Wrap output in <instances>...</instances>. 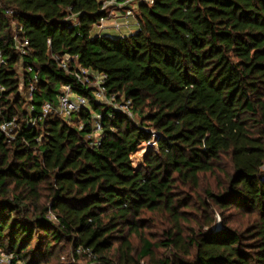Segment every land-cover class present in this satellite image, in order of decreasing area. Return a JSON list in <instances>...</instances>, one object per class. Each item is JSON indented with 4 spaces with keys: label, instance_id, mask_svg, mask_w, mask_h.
<instances>
[{
    "label": "trees",
    "instance_id": "obj_1",
    "mask_svg": "<svg viewBox=\"0 0 264 264\" xmlns=\"http://www.w3.org/2000/svg\"><path fill=\"white\" fill-rule=\"evenodd\" d=\"M103 6L0 0V120L20 124L11 141L0 130V249L26 264H46L61 242L74 260L88 255L82 248L98 264H264V0L139 3L137 29L114 37L92 31ZM15 33L29 39L28 55L16 52ZM65 54L71 68L105 73L107 93L130 100L135 117L95 99L59 66ZM63 85L88 107L32 125ZM205 174L219 191L201 197ZM191 207L204 218L186 231ZM230 209L244 227L228 225ZM157 212L171 226L152 241L144 216Z\"/></svg>",
    "mask_w": 264,
    "mask_h": 264
},
{
    "label": "built area",
    "instance_id": "obj_2",
    "mask_svg": "<svg viewBox=\"0 0 264 264\" xmlns=\"http://www.w3.org/2000/svg\"><path fill=\"white\" fill-rule=\"evenodd\" d=\"M135 2L138 3H146L151 5L154 0H104V6L105 13L101 16L98 23L95 24L96 33L97 35H103L106 34L110 37L114 36H125V34L122 32V29L124 27H130L131 22L129 19L120 20L119 17H123L121 15H116L115 11L118 12L120 9L125 8L129 4H133ZM108 6H114L115 8L112 10H108ZM112 20L111 23V29L115 32H109V21ZM21 31V29H20ZM14 41H15V50L19 53L20 57L28 55L29 52V39L25 36L18 35L15 33L14 35ZM56 60H58L59 66L62 67L64 70L69 72L72 69V73L78 83H81L84 87L92 88V93L99 102L103 104L111 105L114 109L123 111L124 113L128 114L131 118H134V114L131 112V101L122 99L119 101L115 95L108 94L107 93V87L105 85V79L107 75L99 74L91 70L90 68H85L76 62L74 63L73 67H70L71 60L74 59V57H71L68 54H65L63 56H55ZM6 59L3 55V53L0 51V66L5 65ZM29 71H32L33 68L31 66L27 67ZM29 100L33 97V92L36 89V85L33 82L29 83ZM5 90L4 86L0 83V92H3ZM89 99H87L84 95L79 94L75 92L70 85H63L61 87V90L59 94L57 95V102H45L42 105L41 113L31 118L30 122L32 125H35L39 119L47 118L49 115H59L62 116L65 119H71L72 115L82 108L88 107ZM35 107L30 105L29 110L34 111ZM100 116H98V119L95 124V132L100 133L101 125L99 123ZM20 124L18 123V120L16 117H10L7 119L0 120V130L3 134L7 137L9 141L13 140L16 136V131L19 129ZM155 135L153 137L155 138ZM148 146L154 147L158 149L157 141L152 140L147 143ZM78 252H87L89 256H91V253L89 250H84L82 248L78 249ZM0 264H26L21 259L17 258L15 253L10 252L7 253L3 249H0Z\"/></svg>",
    "mask_w": 264,
    "mask_h": 264
},
{
    "label": "rangeland",
    "instance_id": "obj_3",
    "mask_svg": "<svg viewBox=\"0 0 264 264\" xmlns=\"http://www.w3.org/2000/svg\"><path fill=\"white\" fill-rule=\"evenodd\" d=\"M138 4H139L138 2H135L133 4L127 5L125 8L120 9V14H122L123 20L127 18L131 22V25H132L131 30L128 31L127 29L125 31L127 33L129 32V34L133 33L137 29L136 22L138 20H137L136 15L138 14ZM114 8H115L114 6H108V10H112ZM22 72L23 70H20L21 76H22ZM21 97L24 101L29 102L28 101L29 100V90L27 87L25 88L23 85L21 87ZM26 102L23 104V106H26ZM66 120L68 122L70 121V119H66ZM78 123L79 125H81V122H78ZM95 134L98 135V133H95ZM223 178H224L223 175L219 174V181H222ZM217 181H218L217 178H215L214 176H211L210 174H205V176L202 177L201 186L197 190V194L200 195L201 197H205L203 190L207 186L213 188L214 191L218 192L219 189L217 187V184H218ZM190 195H192V193H190ZM192 202H195V201H192ZM186 211H187L188 221L185 223L183 222L182 226L186 229V231H188V229H190L189 228L190 226H193L195 225V223H198V221L203 220L204 217L202 215V211L199 212L192 207L190 209H187ZM234 214H235L234 210L232 209L227 210L226 215L229 218L228 225L231 227H238V228L244 227L245 224L243 223L245 222L246 218L240 215L234 216ZM144 217L147 219V224L143 228L144 232L146 233V236L152 241H158V240L165 239L164 237L165 232L167 228L171 226L169 219L163 216L162 213H158V212L157 213H147ZM216 218L218 220L216 224L214 225V227L222 228V221H221V216L219 215V213L216 214ZM131 240L134 246L138 248L140 247V240L136 234L131 235ZM35 242L36 240H34L32 244H35ZM116 245L117 244H115L114 246L117 247ZM57 248L58 249L52 255H50V257L46 261V264H55L60 261L69 262V263L71 262L75 264H98V263H95L93 257L89 255H81L79 258L74 260L73 256L71 255V248L66 242H61ZM155 252L157 255H160V254H168L169 251L164 246H160ZM112 253H115L114 255H116L115 250H113Z\"/></svg>",
    "mask_w": 264,
    "mask_h": 264
},
{
    "label": "crops",
    "instance_id": "obj_4",
    "mask_svg": "<svg viewBox=\"0 0 264 264\" xmlns=\"http://www.w3.org/2000/svg\"><path fill=\"white\" fill-rule=\"evenodd\" d=\"M115 13H116V15H118V16H119V15L122 16V14H120V11H118V12L115 11ZM119 19H120V20H123V17H119ZM111 23H112V20L109 21V24H108L109 29H108V31H109V32H112V33H115V32L110 28V27H111ZM136 24H137V27H138V22H136ZM131 26H132V25H131ZM131 26H130V27H124V28L122 29V32H123L125 35H130L129 32L127 33V32H125V31H126L127 29H128V31H130V30H131ZM92 31H93L94 33H96L97 30H96V28L94 27Z\"/></svg>",
    "mask_w": 264,
    "mask_h": 264
},
{
    "label": "water",
    "instance_id": "obj_5",
    "mask_svg": "<svg viewBox=\"0 0 264 264\" xmlns=\"http://www.w3.org/2000/svg\"><path fill=\"white\" fill-rule=\"evenodd\" d=\"M220 228H221V227H217V228L215 227L214 230L216 231V230H219Z\"/></svg>",
    "mask_w": 264,
    "mask_h": 264
}]
</instances>
